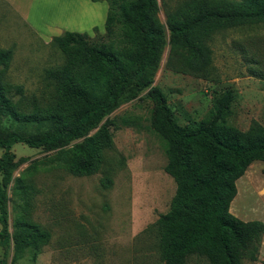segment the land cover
Listing matches in <instances>:
<instances>
[{
	"label": "trees",
	"instance_id": "obj_1",
	"mask_svg": "<svg viewBox=\"0 0 264 264\" xmlns=\"http://www.w3.org/2000/svg\"><path fill=\"white\" fill-rule=\"evenodd\" d=\"M104 1L108 10L103 39L77 31L52 37L64 60L44 71L52 89L45 102L36 95L23 101L22 86L5 82L13 50L0 47V246L4 255L12 243L14 259L25 253L34 256L51 237L48 229L30 219L39 192L32 176L61 166L76 176L98 171L104 150L113 143L110 126L116 127L106 116L146 91L144 96L151 101L148 127L162 141L164 170L175 183L169 209L152 225L163 263L187 264L192 255L204 257L209 264H242L244 256L256 260L264 223L242 220L231 212L238 178L253 161H264V123L253 119L242 130L223 122L231 113L233 98L226 91L216 99L211 117L180 125L164 93L152 83L166 45L168 69L213 80L210 38L219 30L264 23V0H185L166 12L165 23L158 17V0ZM93 29L95 36L99 34L97 27ZM248 72L264 79L263 71L249 67ZM12 89L20 100L13 99ZM29 126L35 131L29 132ZM15 143L55 153L33 160L13 177L25 159L15 160L11 149ZM11 181L20 201L12 233L7 210ZM102 184L110 186L111 181L105 177ZM4 261L3 257L0 264Z\"/></svg>",
	"mask_w": 264,
	"mask_h": 264
},
{
	"label": "rangeland",
	"instance_id": "obj_2",
	"mask_svg": "<svg viewBox=\"0 0 264 264\" xmlns=\"http://www.w3.org/2000/svg\"><path fill=\"white\" fill-rule=\"evenodd\" d=\"M77 0L40 1L43 20L80 17L93 8ZM93 1V0H92ZM185 0H158V17L165 23L166 12ZM51 2V3H49ZM0 0V47L12 48V58L5 72V82L21 85L23 101L36 95L48 100L51 87L44 71L63 63L64 56L51 39H43ZM62 5L59 14L58 8ZM63 16V17H61ZM91 37L101 40L104 30ZM212 50V79L175 72L165 66L166 45L154 73L152 85L165 95L178 124L196 122L214 114L216 99L226 91L232 94L231 113L223 122L239 129L248 128L251 120L264 123V79L249 75V67L264 74V23L219 30L208 42ZM14 100H20L14 93ZM145 92L120 104L106 116L113 143L104 150L100 168L93 174L76 176L63 166L38 170L32 181L39 192L30 207V219L51 237L36 255L25 253L14 259L12 243L6 255L0 246L4 264H164L159 253L153 224L160 213L169 209L175 183L164 166L166 156L162 141L148 127L151 101ZM22 104V103H21ZM128 119L127 124L124 120ZM8 122L4 121L6 126ZM29 132L35 127L29 126ZM92 130L90 133H93ZM15 160L25 158L13 172L18 176L35 159L53 155L42 148L23 143L12 146ZM3 149L0 147V155ZM264 161L255 160L236 182L237 195L230 212L242 220L264 223ZM107 177L110 186L102 184ZM8 190V231L13 232L20 201ZM17 203V205H16ZM1 227V224H0ZM187 264H209L204 257L192 255ZM242 264H264V233L256 260L244 256Z\"/></svg>",
	"mask_w": 264,
	"mask_h": 264
},
{
	"label": "crops",
	"instance_id": "obj_3",
	"mask_svg": "<svg viewBox=\"0 0 264 264\" xmlns=\"http://www.w3.org/2000/svg\"><path fill=\"white\" fill-rule=\"evenodd\" d=\"M9 1L11 8L15 11L19 18L27 25L33 26L35 32L43 39H52L53 36L61 34L63 31L86 32L91 35L93 28L97 27L99 32L104 30V23L108 10L107 2L84 0L86 6L93 8L88 15L84 13L80 17L65 20L63 18H53L51 20H43L39 14V7L42 5L40 1L46 0H3ZM83 0H80V2ZM78 0L72 2L73 6L80 3ZM83 2V3H84ZM51 3V2H49ZM59 14L62 11V5L59 6ZM63 17V16H61ZM30 26V27H31Z\"/></svg>",
	"mask_w": 264,
	"mask_h": 264
}]
</instances>
